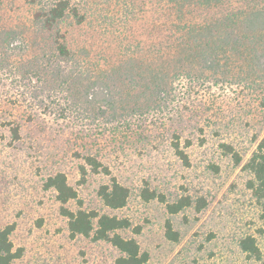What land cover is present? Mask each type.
Segmentation results:
<instances>
[{
	"label": "rangeland",
	"instance_id": "obj_1",
	"mask_svg": "<svg viewBox=\"0 0 264 264\" xmlns=\"http://www.w3.org/2000/svg\"><path fill=\"white\" fill-rule=\"evenodd\" d=\"M184 1L198 0H177ZM86 2L83 23L67 20L57 29L69 49L83 54L86 66L97 73L128 57L140 64L152 55L158 62L178 36L180 22H201L216 14L206 6L185 7L181 16L175 0ZM29 20L25 0H0V29L21 28ZM16 57L10 54L8 69H0V228L14 226L10 240L19 257L12 264H115L120 256L107 241L70 236L56 193L44 187L57 173L77 192V200L65 207L126 219L130 227L116 233L137 241L148 254L145 264H264V229L248 188L253 176L245 168L264 143V81L228 84L205 72L202 81L182 77L164 111L99 128L76 115L61 117L60 96L42 105L22 97L13 71ZM200 73L197 69L193 76ZM7 122L19 126L18 140L12 139ZM176 135L188 164L172 149ZM88 155L129 190L125 207L111 210L98 197L109 177L89 167L82 177ZM143 187L164 196L165 203L142 200ZM184 196L192 206L169 214L166 203ZM200 199L206 206L197 212ZM167 222L178 241L166 237ZM247 237L255 239L258 257L241 250L240 241Z\"/></svg>",
	"mask_w": 264,
	"mask_h": 264
},
{
	"label": "trees",
	"instance_id": "obj_2",
	"mask_svg": "<svg viewBox=\"0 0 264 264\" xmlns=\"http://www.w3.org/2000/svg\"><path fill=\"white\" fill-rule=\"evenodd\" d=\"M186 3H180L176 10L181 16L185 7L198 10L206 6L216 14L201 22H180L178 36L165 47L159 63L154 62L156 59L152 55H149L150 60L140 64L138 59L128 57L110 71L97 73L86 66L83 54L69 49L57 29L67 20L83 23L87 15L86 0H25L30 12L29 24L17 29H0V69H8L9 55L14 53L18 64L14 65L13 71L19 86L24 89L22 97L42 105L46 100L60 96L63 100L61 117L76 115V119L88 120L99 128L164 111L173 102L175 82L182 77L202 81L205 72L228 84L264 81V0ZM197 69L201 73L193 76ZM260 106L264 108V97ZM5 126L9 127L12 139L18 140L19 126L10 122ZM171 146L175 155L188 164L177 135ZM223 147L230 149L227 145ZM83 161L82 177L86 175V167L93 174L109 177V182L98 189L103 205L111 210L125 207L129 190L111 177L110 170L93 156H85ZM245 168L253 176L248 188L259 206V220L264 229L263 142ZM44 187L56 193L60 213L68 221L71 237L92 235L93 241L109 242L120 253L115 264H145L148 261V254L140 250L135 239H125L116 233L130 227L126 219L81 209L71 212L65 207L69 201L77 200V192L67 184L62 173L48 177ZM140 197L144 201L157 199L165 203L164 196L147 187L142 188ZM165 206L169 214H177L191 207L192 202L184 196ZM205 206V201L200 199L195 209L199 212ZM165 229L169 240L178 241V234L169 222ZM13 230V225L0 228V264H12L19 257L10 240ZM239 245L250 256H259L254 238L247 237Z\"/></svg>",
	"mask_w": 264,
	"mask_h": 264
}]
</instances>
